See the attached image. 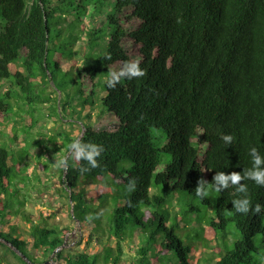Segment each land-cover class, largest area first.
I'll return each mask as SVG.
<instances>
[{
  "label": "trees",
  "instance_id": "trees-1",
  "mask_svg": "<svg viewBox=\"0 0 264 264\" xmlns=\"http://www.w3.org/2000/svg\"><path fill=\"white\" fill-rule=\"evenodd\" d=\"M0 16V124L13 125L9 138L0 130V239L23 264L55 251L60 264H264V209L235 212L243 194L232 186L204 199L195 192L200 178L250 169L252 147L264 156V0H0ZM137 59L145 76L107 87L111 70ZM60 64L77 73V116L97 108L110 122L85 121L70 139L103 145L99 167L82 173L87 162L65 152L59 194L100 244L90 251L66 252L71 228L39 221L21 198L31 161L49 170L54 135L39 140V152L23 150L32 122L14 118L21 108L11 99L28 94L33 114L45 101L39 77ZM242 183L252 206L264 205V186ZM20 215L31 222L27 237L11 221Z\"/></svg>",
  "mask_w": 264,
  "mask_h": 264
},
{
  "label": "rangeland",
  "instance_id": "rangeland-1",
  "mask_svg": "<svg viewBox=\"0 0 264 264\" xmlns=\"http://www.w3.org/2000/svg\"><path fill=\"white\" fill-rule=\"evenodd\" d=\"M101 19H103L102 21L105 20L104 14H101L100 20ZM1 22L2 17L0 16V23ZM101 29L105 32L104 28H100V30ZM58 47L59 44L54 48L51 47V53L53 52L52 62L54 60H59L57 54ZM80 62L81 60H78V63ZM60 67L62 70L51 68L48 72L49 75L45 79L41 76L39 77L38 83L41 86L45 101L44 103L39 102L38 107L33 105L37 107L33 114L30 112L31 103L28 100V94L22 93V95H17L11 99V102L15 106L19 105V108H21L19 115L14 116V118L24 124H28L29 119L32 122L31 124L29 123L30 125L28 124L29 131L27 134L29 136L26 135L28 140L23 150L30 152L31 148H33L39 152V140L41 139V141H43L42 139H48L50 135H54V148L49 151V154L46 156L47 162H45L49 164V170L45 171L43 169V161L37 163V161L32 160L28 167L27 172L29 177L26 181V186L23 188L21 198L26 199L24 210L37 216H42V219L38 218L39 221L52 226L59 225L61 227L71 228L63 233L65 244L62 248L66 252L90 251V249H93L95 246L97 249H100V244L97 243L96 238H91V230L89 227L78 220H74L71 216L73 212V202L71 199H67L59 194L62 186L66 187V185L63 184L66 170H54L52 165L55 160L69 154H65V152L70 143V139L78 135L77 129L83 126V122L90 121L91 119L94 122H98L100 124L99 126L102 125L104 127L110 125V122L108 119L99 115V109L97 108H95L90 118H87L86 115L84 118L82 116H77L75 108L76 102L73 98L78 87V82L77 80L75 81V78H78L77 73L69 70L64 71L66 70L64 64H60ZM51 73H54V76H52ZM2 85V90L6 91L10 88L11 83H3ZM22 115H24L25 119ZM75 118H78L79 125L77 126L72 124ZM12 126L11 121L6 122L4 126L0 124V130H4L2 134L3 137H10ZM80 134L81 132L79 135ZM36 140L38 144H35ZM14 144L17 145L18 148L23 145V143L19 144L17 142H14ZM34 145H36L37 148ZM43 149L45 150V148ZM28 154L29 155L25 159L26 161L30 160V153ZM61 174L63 175L61 176ZM86 187L88 190L91 189V185L88 183H86ZM89 196L90 194L87 195V198ZM11 221L21 227L23 235L26 237L28 236L26 229H29L31 222L26 221L21 215L14 216ZM110 241L112 244H115V239H111ZM124 247L125 258L129 259L134 253V249L130 248L127 242H125ZM11 248L14 249L10 243L0 239V264H23L22 260L16 256ZM15 252L19 254V251L15 250ZM32 252L36 253V250L32 249ZM38 257H40L44 263L35 262V264H60L55 260L57 251L51 254L43 252L38 254Z\"/></svg>",
  "mask_w": 264,
  "mask_h": 264
},
{
  "label": "clouds",
  "instance_id": "clouds-1",
  "mask_svg": "<svg viewBox=\"0 0 264 264\" xmlns=\"http://www.w3.org/2000/svg\"><path fill=\"white\" fill-rule=\"evenodd\" d=\"M106 59H111L109 55ZM146 75V71L140 67V60H130L123 62L122 66L118 70H111L108 73V77L105 81L108 88H115L122 79L140 78ZM225 144H232L233 136L224 135L221 137ZM68 149L73 158L76 161H86L89 167H81L80 171L87 172L91 168L99 167L98 157L104 152L103 145L88 142L84 143L81 139H76L68 145ZM249 155L252 158V167L250 169H244L243 172L233 171L226 174L224 171L216 172L212 178V182H208L204 178L197 180V186L195 188L196 196L204 199L209 196L210 191L214 190L219 193L230 186L235 187L236 192L243 194L240 198L232 201L235 212L241 214H248L253 212L255 214L261 213L264 209V205L259 203L252 206V201L248 197V186L242 183L245 180H252L259 186H264V156H261L258 149L252 147L249 151ZM68 156L61 157L55 160L52 167L54 170H67L68 168ZM136 179L132 178L128 181L126 186L128 192H134L136 190ZM131 207V202H129ZM99 214L89 215L86 220L91 222L94 219H99Z\"/></svg>",
  "mask_w": 264,
  "mask_h": 264
}]
</instances>
